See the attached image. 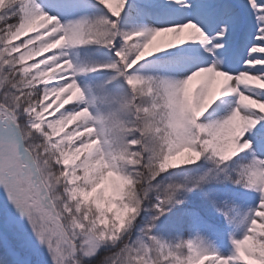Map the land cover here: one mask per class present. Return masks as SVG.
<instances>
[{
	"label": "snow or ice",
	"instance_id": "obj_1",
	"mask_svg": "<svg viewBox=\"0 0 264 264\" xmlns=\"http://www.w3.org/2000/svg\"><path fill=\"white\" fill-rule=\"evenodd\" d=\"M0 264H264V0H0Z\"/></svg>",
	"mask_w": 264,
	"mask_h": 264
},
{
	"label": "rangeland",
	"instance_id": "obj_2",
	"mask_svg": "<svg viewBox=\"0 0 264 264\" xmlns=\"http://www.w3.org/2000/svg\"><path fill=\"white\" fill-rule=\"evenodd\" d=\"M0 256H2V252H0Z\"/></svg>",
	"mask_w": 264,
	"mask_h": 264
}]
</instances>
